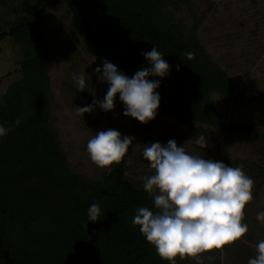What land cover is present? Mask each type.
<instances>
[{
  "label": "rangeland",
  "instance_id": "374dc122",
  "mask_svg": "<svg viewBox=\"0 0 264 264\" xmlns=\"http://www.w3.org/2000/svg\"><path fill=\"white\" fill-rule=\"evenodd\" d=\"M134 4L179 41L190 42L194 65L205 64L212 71L213 78L204 91L220 122L177 116L160 99L155 117L141 123L123 115L118 94L112 110L93 106L90 112L77 113L76 106L91 104L93 96L102 100L108 85L93 71L102 67V62L86 51L81 36L71 27L66 2L59 0L41 11L36 34L6 36L0 41V104L8 101L21 115L37 104L41 121L52 134L55 169L38 168L22 159L13 165L23 169L16 171L20 181L14 184L0 179V194L10 200L32 233L43 234L50 243L62 242L73 251L67 256L73 264H99L103 255L70 238L68 219L62 214L70 201L50 177L109 187L112 170L121 168L127 179L142 187L141 178L153 172L141 156L143 144L174 139L186 152L242 166L252 178L253 199L245 205L242 217L248 224L247 232L221 250L200 254L203 264H221V251L222 264H247L255 255L256 243L264 239V223L256 220V213L264 211V0H136ZM34 5V0H0V30L27 19ZM38 55L43 66L40 92L32 93L34 86L21 84L25 74L20 63ZM74 72L84 74L86 89L77 90L71 78ZM108 128L130 136L132 142L120 162L101 168L90 161L86 143L97 131ZM201 137L204 148L197 143ZM74 190L77 195L85 193ZM19 224L9 220L0 223L10 233L18 232ZM94 237L91 240L101 252L102 240ZM208 256L215 259L209 261ZM179 260L180 264H196L187 256Z\"/></svg>",
  "mask_w": 264,
  "mask_h": 264
},
{
  "label": "trees",
  "instance_id": "16d2710c",
  "mask_svg": "<svg viewBox=\"0 0 264 264\" xmlns=\"http://www.w3.org/2000/svg\"><path fill=\"white\" fill-rule=\"evenodd\" d=\"M57 1L34 0L35 5L27 19L0 30V41L6 36L36 34L41 11ZM64 1L70 12L71 27L81 36L86 51L95 55L98 61L107 59L130 77L136 70L147 66L142 52L155 45L169 64L164 77H150L160 81L155 91L165 106L180 117L220 122L204 91L205 84L213 78L212 71L205 64L194 65L195 53L191 43H182L167 27L157 26L147 11L135 7L136 0ZM189 51L194 53L191 59L183 55ZM40 56L20 63L25 74L21 84L34 86L32 93L40 92L43 69ZM39 92L35 95L38 96ZM35 105L26 115H21L8 101L0 104V124L10 126L9 131L0 136V179L18 183L20 178L16 171L23 169L20 166L15 169L13 165L22 159L38 168L55 169L52 134L41 121L40 108ZM17 119L19 124L14 125ZM50 179L70 201L62 213L68 219L70 238L86 250L103 255L99 264H169L156 254L154 246L145 240L138 226L133 225L136 208L147 206L151 209L152 198L142 187L127 179L121 168L112 170L109 187H102V183L84 185L65 177ZM74 187L84 191V195L75 194ZM91 203L100 206L97 221H88L87 208ZM20 216L10 200L0 194V223L4 220L20 222L16 233L5 231L0 225V264H73L74 261L67 257L73 251L64 247L62 242L50 243L43 234L32 233ZM94 236L102 240L101 252L91 240ZM105 259L108 262L105 263ZM175 259L176 264H180L179 256Z\"/></svg>",
  "mask_w": 264,
  "mask_h": 264
},
{
  "label": "clouds",
  "instance_id": "9594fccd",
  "mask_svg": "<svg viewBox=\"0 0 264 264\" xmlns=\"http://www.w3.org/2000/svg\"><path fill=\"white\" fill-rule=\"evenodd\" d=\"M155 45L142 52L147 66L136 70L132 76L117 69L107 59L102 67L93 69L100 82H107V91L102 100L93 96L91 104L75 108L77 113L90 112L93 106L103 111L114 108L118 94L123 104V115L147 123L156 115L160 96L155 89L160 81L150 77H164L169 71L168 62ZM191 59L194 53L184 52ZM179 70V65L176 66ZM78 91L86 89L83 73L71 76ZM19 120L14 122L18 125ZM13 125V126H14ZM10 127V126H9ZM9 127L0 124V136ZM132 138L113 128L97 131L86 143V151L91 162L107 168L120 162L129 150ZM203 148L205 139H198ZM142 158L149 162L152 174L142 177V187L152 198V208H136L132 223L138 226L145 240L154 246L156 254L169 264H176V257L193 258L196 264H203L201 253L224 246L240 239L248 230L242 222L245 205L253 199V180L244 173L242 166L225 164L220 160L205 159L200 154L186 152L183 145L174 139L166 143L150 142L143 144ZM100 206L91 203L87 208L88 221H97ZM256 220L264 223V211L256 213ZM209 261L214 256H208ZM221 264L223 252H220ZM247 264H264V239L255 245V255Z\"/></svg>",
  "mask_w": 264,
  "mask_h": 264
}]
</instances>
